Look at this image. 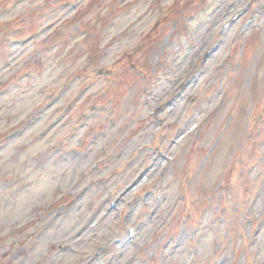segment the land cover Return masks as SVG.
I'll return each instance as SVG.
<instances>
[{"label":"rangeland","instance_id":"374dc122","mask_svg":"<svg viewBox=\"0 0 264 264\" xmlns=\"http://www.w3.org/2000/svg\"><path fill=\"white\" fill-rule=\"evenodd\" d=\"M0 264H264V0H0Z\"/></svg>","mask_w":264,"mask_h":264}]
</instances>
